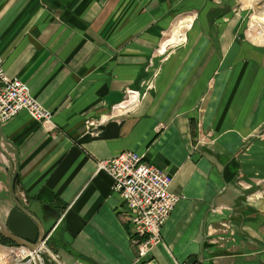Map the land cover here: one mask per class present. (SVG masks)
<instances>
[{"label": "crops", "instance_id": "0c3cea01", "mask_svg": "<svg viewBox=\"0 0 264 264\" xmlns=\"http://www.w3.org/2000/svg\"><path fill=\"white\" fill-rule=\"evenodd\" d=\"M239 1L0 0L5 75L52 114L42 125L22 111L0 127L7 233L46 240L53 264H264V47L231 36ZM187 13L199 19L172 49L163 37ZM123 151L180 197L142 259L97 170ZM9 247L0 264H14Z\"/></svg>", "mask_w": 264, "mask_h": 264}, {"label": "built area", "instance_id": "2783aa9c", "mask_svg": "<svg viewBox=\"0 0 264 264\" xmlns=\"http://www.w3.org/2000/svg\"><path fill=\"white\" fill-rule=\"evenodd\" d=\"M130 94L129 99L135 102L137 94ZM22 111L42 125L49 123L52 116L51 112L31 98L25 83L5 75L0 56V127ZM87 127L95 128V125L89 123ZM97 170L110 178L111 194L123 201L125 211L121 214L130 226L137 258H145L154 245L161 243L162 227L180 200L179 196L170 192L171 178L131 151H123L97 162ZM45 241L37 243L38 250L35 252L24 247L10 246L11 262L45 264L41 251L47 250Z\"/></svg>", "mask_w": 264, "mask_h": 264}, {"label": "rangeland", "instance_id": "374dc122", "mask_svg": "<svg viewBox=\"0 0 264 264\" xmlns=\"http://www.w3.org/2000/svg\"><path fill=\"white\" fill-rule=\"evenodd\" d=\"M233 13L237 14V18H239L240 20V25L238 24L239 26L236 27L235 32L231 33V36L235 34V36H237L238 38L237 40L238 41L241 40V42L245 45L252 46V47H256L258 45L259 47H264V1L255 3L252 0H240L236 7V10H234ZM211 14L216 15V13H210V16H209L210 20H211ZM186 19L189 20L187 24L188 26L186 28H180L181 26L185 25V23L183 24L181 23L185 21ZM197 19H199V17H197V13L181 14L178 17V19L173 23L172 27H170L169 30L164 35L163 42L165 40L172 39L173 33H175L178 30V28H180L178 30L179 36L182 35L181 38L184 39L185 36L191 32V27L193 26L195 20ZM185 45H186L185 42L183 43L182 41H179L177 43L175 42L170 43L169 47H171L172 49H175V48L185 47ZM154 73L155 71H153V73L151 74L150 78L148 79L149 81H147L146 85L150 84L152 80L155 79ZM212 80H213V77H211V82H213ZM200 102L201 101H199V103ZM193 129H194L195 134L197 132L200 133V139L198 138V136H196L195 144L198 147L207 148L209 141H213V139L211 140L212 136L208 134H204L203 130L201 129L200 124L194 123ZM261 134L262 135L259 138V141L264 143V129L261 131ZM201 135L204 136L203 139ZM5 246H8V244H6ZM43 260L45 263L53 264L52 258L47 256V254L45 253H43Z\"/></svg>", "mask_w": 264, "mask_h": 264}, {"label": "water", "instance_id": "95a60500", "mask_svg": "<svg viewBox=\"0 0 264 264\" xmlns=\"http://www.w3.org/2000/svg\"><path fill=\"white\" fill-rule=\"evenodd\" d=\"M0 236L4 239L10 241L11 243H13L15 246L24 247L27 250H29L30 252H35L36 250H38L37 244L26 243L25 241L18 239L16 237H13L9 233H7V231L4 229V227L1 223H0ZM41 251L43 253L47 254V256L51 257L52 261L57 262L56 258L48 250L42 249Z\"/></svg>", "mask_w": 264, "mask_h": 264}, {"label": "bare ground", "instance_id": "6f19581e", "mask_svg": "<svg viewBox=\"0 0 264 264\" xmlns=\"http://www.w3.org/2000/svg\"><path fill=\"white\" fill-rule=\"evenodd\" d=\"M262 20V19H261ZM178 28V27H177ZM181 28V27H180ZM180 28H178V30L180 29ZM178 30L175 32V33H173V37H172V39H168V41H166V42H168L167 43V45H169L170 43H173V42H178V37H179V33H178ZM175 31V30H174Z\"/></svg>", "mask_w": 264, "mask_h": 264}, {"label": "trees", "instance_id": "16d2710c", "mask_svg": "<svg viewBox=\"0 0 264 264\" xmlns=\"http://www.w3.org/2000/svg\"><path fill=\"white\" fill-rule=\"evenodd\" d=\"M0 244H2V245L8 244V246H15L13 243H11L10 241L2 238L1 236H0Z\"/></svg>", "mask_w": 264, "mask_h": 264}]
</instances>
